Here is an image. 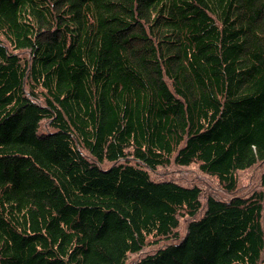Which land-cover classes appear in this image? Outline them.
I'll return each instance as SVG.
<instances>
[{
    "label": "trees",
    "instance_id": "1",
    "mask_svg": "<svg viewBox=\"0 0 264 264\" xmlns=\"http://www.w3.org/2000/svg\"><path fill=\"white\" fill-rule=\"evenodd\" d=\"M258 163L264 0H0V264H264Z\"/></svg>",
    "mask_w": 264,
    "mask_h": 264
},
{
    "label": "rangeland",
    "instance_id": "2",
    "mask_svg": "<svg viewBox=\"0 0 264 264\" xmlns=\"http://www.w3.org/2000/svg\"><path fill=\"white\" fill-rule=\"evenodd\" d=\"M263 174L264 163H258L256 166L248 169L247 171L238 172L237 176L239 186L237 191L239 193H246L253 189H264V182L262 180ZM153 175L159 178L174 179L185 184H196L201 188L203 198L209 194L216 197H224L228 195V193L223 191V189L218 185L216 178L201 172L197 168L196 163H191L189 165H179L170 162L167 165L159 166L156 170H153ZM183 226H185V223ZM149 244L150 243L145 245L140 253H133L129 255V260L152 250L153 247Z\"/></svg>",
    "mask_w": 264,
    "mask_h": 264
}]
</instances>
